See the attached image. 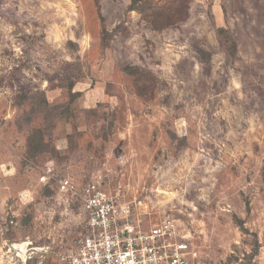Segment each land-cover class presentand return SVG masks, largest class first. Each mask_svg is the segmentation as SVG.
I'll list each match as a JSON object with an SVG mask.
<instances>
[{"label": "rangeland", "instance_id": "374dc122", "mask_svg": "<svg viewBox=\"0 0 264 264\" xmlns=\"http://www.w3.org/2000/svg\"><path fill=\"white\" fill-rule=\"evenodd\" d=\"M130 4L0 0V264H68L84 210L40 181L50 165L137 223L172 219L197 264H264V0H188L163 29ZM127 66L158 77L152 97ZM43 94L58 108L32 114Z\"/></svg>", "mask_w": 264, "mask_h": 264}, {"label": "built area", "instance_id": "2783aa9c", "mask_svg": "<svg viewBox=\"0 0 264 264\" xmlns=\"http://www.w3.org/2000/svg\"><path fill=\"white\" fill-rule=\"evenodd\" d=\"M40 181L76 196L84 210V227L68 250V264H197L191 244L172 219L137 223L131 205L108 195L99 180L79 187L50 165Z\"/></svg>", "mask_w": 264, "mask_h": 264}, {"label": "trees", "instance_id": "16d2710c", "mask_svg": "<svg viewBox=\"0 0 264 264\" xmlns=\"http://www.w3.org/2000/svg\"><path fill=\"white\" fill-rule=\"evenodd\" d=\"M162 0H159V2ZM188 0H167L168 4L157 3L156 0H131L129 10H136L141 13L142 17L148 20L155 29H163L168 26L174 25L177 22L187 18L188 14L185 8L187 7ZM217 32L222 38L226 50L234 57L236 56L238 45L237 42L230 36L225 27H217ZM127 71L133 75L136 80V87L138 93L145 97L150 98L154 95L158 77L149 69H143L134 66H127ZM71 94H74L71 87ZM43 103L36 109H33L32 114H38V112H49L56 110L58 106H50L45 94ZM31 95L24 94L21 98H28ZM67 114H71L70 103H67ZM31 146H34L35 151L45 150L47 144L45 143V134L42 129H36L30 138ZM242 221L240 225L242 226Z\"/></svg>", "mask_w": 264, "mask_h": 264}]
</instances>
